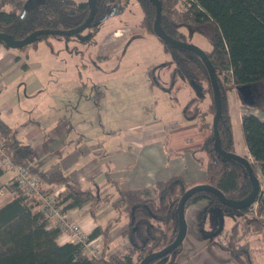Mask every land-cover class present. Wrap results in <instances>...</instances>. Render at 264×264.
Instances as JSON below:
<instances>
[{
	"label": "trees",
	"instance_id": "1",
	"mask_svg": "<svg viewBox=\"0 0 264 264\" xmlns=\"http://www.w3.org/2000/svg\"><path fill=\"white\" fill-rule=\"evenodd\" d=\"M129 1L94 0L95 15L89 27L97 28L109 16L122 12ZM136 1L142 10L140 27L154 34L155 5L151 0ZM159 2V21L164 33L184 42L187 32L199 34L211 44V49L204 52L212 65L220 93L221 112L217 123L220 148L224 152L236 153L229 95L237 91L248 110L242 114L241 127L244 144L252 160L242 156L249 161L256 177L264 176V120L257 115L264 113V0ZM88 15L86 1L0 0V33L18 41L35 30L76 28L85 22ZM41 37L44 35L33 38L28 44H35ZM160 41L171 56V82L199 86L207 98L204 108L198 107L201 101L195 97L182 111L185 121L200 122L203 139L198 148V161L204 167L205 176L192 182L181 178L162 180L156 182L152 189L119 188L115 198L113 192L107 191L108 187L104 190L84 188L60 169L51 174L44 173L34 164L33 147L10 141L8 127L0 121V144L4 146L5 155L14 166L25 167L36 176L43 192L63 188L56 196L63 213L88 206L94 217L104 203H110L115 211L114 216L103 224H97L87 234V240L101 237L100 257L95 258L85 252L82 243H60L62 230L47 228L38 201L29 197L12 180L7 185L12 198L0 207V264H139L147 254L165 248L178 236L177 204L190 187L208 184L232 202H241L250 196L253 181L244 165L236 159L219 155L214 149L212 117L216 104L206 65L195 52ZM0 43L3 42L0 40ZM109 186H114L113 182ZM201 194L208 196L210 203L198 213V230L204 233L202 226L206 218L214 216L210 233L218 231L212 237L216 239L223 227L219 215H213L211 211L228 209L238 212L240 218L225 232V244L218 242V246L236 264H257V248L253 240L261 239L264 191L259 190L255 213L251 215L252 206L240 210L229 208L208 191L193 193L185 202L184 215L192 200ZM122 218L128 222L123 235L128 237L130 245L122 252L106 255L104 246L108 234ZM183 242L168 255L147 264H174Z\"/></svg>",
	"mask_w": 264,
	"mask_h": 264
},
{
	"label": "crops",
	"instance_id": "2",
	"mask_svg": "<svg viewBox=\"0 0 264 264\" xmlns=\"http://www.w3.org/2000/svg\"><path fill=\"white\" fill-rule=\"evenodd\" d=\"M118 34L119 29L111 36L116 38ZM47 39L42 44L49 47L46 50H39L38 42L21 48H10L4 42L0 43V121L8 127L10 141L33 147L34 164L40 170L51 174L60 169L84 188L104 190L108 187L107 191L113 192L115 198L119 188L152 189L156 182L162 180L181 178L192 182L205 176L204 167L198 161V148L203 139L200 122L185 121L182 115L179 121L171 120L154 127L158 122L151 120L146 123L150 129L145 132L140 128L131 134L117 135L111 129L105 130L100 114L94 121L93 112L98 111L96 107H100L105 98L117 100L113 92H104L98 83L96 85L87 76L83 77L82 72H79L80 80H72L71 76L70 80H64L62 74L68 68L63 67L61 50L53 49L57 42ZM109 53L101 50L97 56L106 58ZM83 66L85 71L88 64ZM74 67L77 69L79 66L75 64ZM96 68L100 70L99 66ZM106 84L109 88L110 84ZM111 88L116 93V88ZM229 101L235 152L247 154L250 158L241 127V117L248 111L247 106L237 91L230 93ZM148 102L140 103L144 107ZM257 115L261 116V113ZM236 132L240 148L236 145ZM13 175V170L0 163V207L12 198L7 185L13 180ZM110 182L114 186L110 187ZM209 203L210 198L203 194L192 200L185 213L186 236L174 264H216L210 255L224 252L219 248L217 238L206 239L198 230V213ZM67 214L85 234H89L97 224L104 223L105 216H114L115 211L110 203H104L94 217L88 206ZM238 218L240 215L236 220ZM121 221L108 234L105 254L107 250L118 247L119 243L130 245L128 237L123 235L125 229L120 231ZM213 221L211 217L206 218L208 228L202 229L204 234L211 232ZM66 241L62 234L59 242Z\"/></svg>",
	"mask_w": 264,
	"mask_h": 264
},
{
	"label": "rangeland",
	"instance_id": "3",
	"mask_svg": "<svg viewBox=\"0 0 264 264\" xmlns=\"http://www.w3.org/2000/svg\"><path fill=\"white\" fill-rule=\"evenodd\" d=\"M141 19L142 10L139 3L136 0H130L122 12L109 16L100 22L97 28L88 27L79 35L68 37L45 35L37 41L39 50L49 48L42 46L45 44V38L57 42L52 48L61 50L63 67L68 68L62 74L64 80H70V76L72 80H80L79 72L80 74L82 72L83 77L87 76L88 80L95 82L96 85L98 83L104 92L105 90L113 92L117 100L105 98L100 103L101 109L96 107L98 111L93 112V118L97 121L100 114L104 129H111L117 135L131 134L139 131L140 128L145 132L150 129L146 123L151 120L158 122L152 127L166 124L171 120L179 121L184 107L192 98L200 99L199 108L207 104V98L199 86L184 84L180 81H176L175 84L171 82L170 72L173 67L171 56L165 51L163 43L156 35L140 27ZM117 29L120 34L113 38L111 35ZM185 41L203 51L211 49L210 42L199 34L187 32ZM101 50L110 51L109 56L98 58L97 54ZM85 63L88 64V68L83 71ZM75 64L79 66L77 69L74 67ZM96 66H99L100 70H97ZM106 82L110 84L109 88H106L108 86ZM110 86L116 88V93ZM93 92L96 93L95 90ZM94 93H92L93 97ZM140 100L149 102L143 107ZM260 117L264 118V113H261ZM235 139L237 147L240 148V144H237L238 132L235 134ZM249 159L252 160L251 156ZM257 178L260 189L264 191V176ZM251 206L250 215L255 213L256 202ZM237 216L239 214L236 211L222 210L219 218L223 223V230L229 229ZM211 217L215 219L214 216ZM108 218L109 216H105L103 222ZM120 224H122L120 231L128 227L127 220H122ZM190 226L189 223L188 227ZM202 228H208L206 222ZM110 236L113 235L110 233ZM188 238L189 233L186 241ZM217 240L225 244V231L218 235ZM253 243L257 248L256 263L264 264V225L261 239L253 240ZM118 245L116 248L107 250L106 254L110 255L115 251L122 252L126 246H129V244L123 246L120 243ZM210 256L216 264H236L229 260L226 252L217 254L213 252Z\"/></svg>",
	"mask_w": 264,
	"mask_h": 264
},
{
	"label": "water",
	"instance_id": "4",
	"mask_svg": "<svg viewBox=\"0 0 264 264\" xmlns=\"http://www.w3.org/2000/svg\"><path fill=\"white\" fill-rule=\"evenodd\" d=\"M151 1L155 5V8H156V14H155L154 21H153V32H154V34L160 40L166 42L169 45H172L175 47H180V48H185V49H188V50L195 52L196 54L199 55L201 60L206 65L209 76H210V81L212 84L213 94H214L215 104H216L215 113L213 114V117H212V128H213V132H214V136H215L214 137V149L219 155H221L223 157H227V158L236 159L244 165L245 169L247 170V173L249 174L250 178L253 181V191L246 200L241 201V202H232V201H229L228 199H226V197L224 196V194L220 190H218V189H216L213 186H210L208 184H198V185L190 187L189 189H187L182 194V196L180 197L179 202L177 204V212H178V217H179V221H180V230H179L178 236L176 237V239L173 242H171L165 248H163L159 251L147 254L140 261L139 264H147V263H149L155 259L164 257V256L168 255L169 253H171L176 247H178L183 242V240L186 236V232H187V223H186L185 215H184V205H185V202L187 201V199L193 193L202 192V191L211 192V193L215 194L225 206L232 208V209H235V210H240V209H243V208H246V207L253 205L256 202V198H257L258 192L260 190L259 180L254 175L249 161L240 154H236V153H232V152H224L219 146V143H218L219 134H218V130H217V123H218V118H219V115L221 112V100H220L219 88H218L217 81H216V78L214 75V71H213L212 65H211L206 53L193 44H190V43H187L184 41H180V40H175V39L171 38L170 36H168L166 33H164V31L162 30V28L160 26V21H159L160 20V14H161L160 2H159V0H151ZM86 2H87V5L89 7V15H88L87 19L85 20V22L82 23L81 25L77 26L76 28L69 29V30H52V29L35 30V31L31 32L30 34H28L22 40H18V41H13L10 38H8L5 34L0 33V40L2 42H4L6 44V46H8L10 48H21V47L27 45L33 38L38 37V36H42V35H44V36L45 35H61V36H66V37L73 36V35H79L83 30H85L86 28H88L91 25V23L94 19V15H95L94 0H86ZM211 213L213 215H220L221 210L220 209L213 210V211H211ZM220 222H221V227H222L221 219H220ZM217 234H218V231L208 233V234L203 233V237L208 239V238L216 236Z\"/></svg>",
	"mask_w": 264,
	"mask_h": 264
},
{
	"label": "built area",
	"instance_id": "5",
	"mask_svg": "<svg viewBox=\"0 0 264 264\" xmlns=\"http://www.w3.org/2000/svg\"><path fill=\"white\" fill-rule=\"evenodd\" d=\"M0 163L13 170V180L19 188L29 197L36 199L39 211L43 215L47 228H59L71 243H82L85 252L95 258L100 257L101 237L87 240L81 226L70 219L67 213H63L57 204L56 196L63 188L55 192H43L39 179L32 175L25 167L14 166L5 155L4 146L0 144ZM2 193L0 189V194ZM224 243V242H223Z\"/></svg>",
	"mask_w": 264,
	"mask_h": 264
}]
</instances>
